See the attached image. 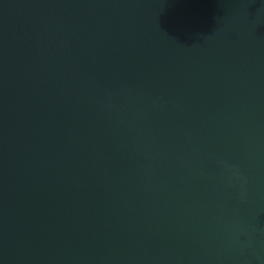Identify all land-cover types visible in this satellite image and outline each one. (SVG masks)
<instances>
[{
  "label": "water",
  "instance_id": "water-1",
  "mask_svg": "<svg viewBox=\"0 0 264 264\" xmlns=\"http://www.w3.org/2000/svg\"><path fill=\"white\" fill-rule=\"evenodd\" d=\"M0 264H264V0H0Z\"/></svg>",
  "mask_w": 264,
  "mask_h": 264
}]
</instances>
